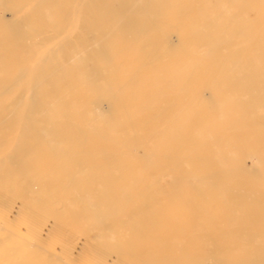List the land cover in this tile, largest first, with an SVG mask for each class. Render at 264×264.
Wrapping results in <instances>:
<instances>
[{
  "label": "bare ground",
  "instance_id": "1",
  "mask_svg": "<svg viewBox=\"0 0 264 264\" xmlns=\"http://www.w3.org/2000/svg\"><path fill=\"white\" fill-rule=\"evenodd\" d=\"M0 264H264V0H0Z\"/></svg>",
  "mask_w": 264,
  "mask_h": 264
}]
</instances>
